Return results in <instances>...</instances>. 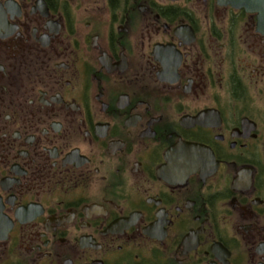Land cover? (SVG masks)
Returning a JSON list of instances; mask_svg holds the SVG:
<instances>
[{
  "label": "flooded vegetation",
  "instance_id": "flooded-vegetation-1",
  "mask_svg": "<svg viewBox=\"0 0 264 264\" xmlns=\"http://www.w3.org/2000/svg\"><path fill=\"white\" fill-rule=\"evenodd\" d=\"M0 0V264H264V0Z\"/></svg>",
  "mask_w": 264,
  "mask_h": 264
},
{
  "label": "water",
  "instance_id": "water-1",
  "mask_svg": "<svg viewBox=\"0 0 264 264\" xmlns=\"http://www.w3.org/2000/svg\"><path fill=\"white\" fill-rule=\"evenodd\" d=\"M241 6H245L246 4H245V1L244 0H241V4H240Z\"/></svg>",
  "mask_w": 264,
  "mask_h": 264
}]
</instances>
